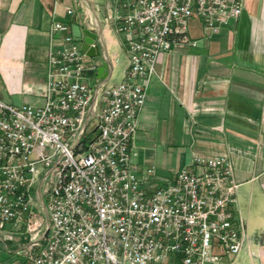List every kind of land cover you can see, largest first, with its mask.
<instances>
[{
  "label": "built area",
  "instance_id": "2783aa9c",
  "mask_svg": "<svg viewBox=\"0 0 264 264\" xmlns=\"http://www.w3.org/2000/svg\"><path fill=\"white\" fill-rule=\"evenodd\" d=\"M245 2L116 0L107 20L125 37L128 63L115 84L113 69L89 84L86 71L100 63L87 62L69 23L53 22L44 105L0 99V239L20 237L12 252L26 264H220L242 251L227 153L195 152L165 175L141 170L133 143L159 56L197 46L191 18L217 35Z\"/></svg>",
  "mask_w": 264,
  "mask_h": 264
},
{
  "label": "crops",
  "instance_id": "0c3cea01",
  "mask_svg": "<svg viewBox=\"0 0 264 264\" xmlns=\"http://www.w3.org/2000/svg\"><path fill=\"white\" fill-rule=\"evenodd\" d=\"M94 1L0 0V83L9 95L44 94L55 20L69 23L71 33L72 24L98 32L113 72L109 48L127 58L124 35L107 20L113 7ZM257 6L253 13L247 4V15L231 23L226 46L197 44L159 56L133 143L134 163L141 170L160 164L155 169L165 175L172 174L164 173L168 166L188 165L195 152L230 156L246 245L220 264H264V0Z\"/></svg>",
  "mask_w": 264,
  "mask_h": 264
},
{
  "label": "rangeland",
  "instance_id": "374dc122",
  "mask_svg": "<svg viewBox=\"0 0 264 264\" xmlns=\"http://www.w3.org/2000/svg\"><path fill=\"white\" fill-rule=\"evenodd\" d=\"M107 2H109L110 5L114 7L116 0H95L94 4L106 5ZM257 3H258V0H246L245 10L243 14L247 15V12H246L247 4L252 9V12L254 13L255 11L253 10H255L256 7H258ZM232 24H235V23H232ZM232 24L228 27H225L226 29L224 28L218 35L207 36L206 34H204L202 30V19L199 17H193L189 20V29H190L191 36L196 37L198 39V45L201 48V50H205L207 45L208 46L210 45L214 48L216 46H226L228 37H225L224 39L223 37L228 35L227 29L234 28ZM71 27H72V35L74 36V38H76L77 41L80 42L83 37L84 29L81 28L79 24H72ZM109 52L113 56V60H114V72H113V75L109 83H112V84L119 83L123 81L124 79L123 73L127 66V58H126L124 51H122L115 45H112L109 48ZM99 58L100 57L87 56V60H88L87 62L90 63V62L96 61ZM96 74H97V71H91V70L86 71V76L88 80H90V82L97 78ZM39 96L34 97L33 100H30V99L24 98L21 95H9L6 92L4 85L0 83V99L7 103L13 104L17 107H20L23 104L43 106L45 103L44 94L41 97ZM153 165L155 166L157 170H160V168H162L160 164L158 165L153 164ZM182 165L183 164H179V165L177 164L176 166L173 167L172 170H170L168 166L167 172H164V173H168L169 171H172V173H174L175 171L180 170ZM39 214L42 216L45 223H47V215L43 207L41 211L39 212ZM21 242L22 240L20 239L19 236H15V241L5 242L4 240L0 239V264H26L25 257L17 255L16 252H12L18 245L21 244Z\"/></svg>",
  "mask_w": 264,
  "mask_h": 264
},
{
  "label": "water",
  "instance_id": "95a60500",
  "mask_svg": "<svg viewBox=\"0 0 264 264\" xmlns=\"http://www.w3.org/2000/svg\"><path fill=\"white\" fill-rule=\"evenodd\" d=\"M84 38L81 43V50L89 57H100L101 63L97 69V77L105 78L113 69L112 60L109 54L105 53L102 40L98 32L84 29Z\"/></svg>",
  "mask_w": 264,
  "mask_h": 264
}]
</instances>
